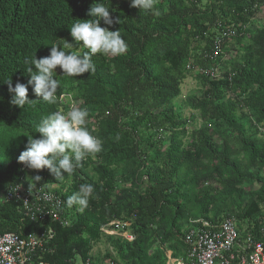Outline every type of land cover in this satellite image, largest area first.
Segmentation results:
<instances>
[{"label":"trees","instance_id":"1","mask_svg":"<svg viewBox=\"0 0 264 264\" xmlns=\"http://www.w3.org/2000/svg\"><path fill=\"white\" fill-rule=\"evenodd\" d=\"M93 2L0 0V232L24 236L43 230L23 215L21 201L4 203L2 193L25 174L30 183L40 175L36 186L51 190L58 178L48 169L21 170L24 134L37 138L42 117L76 105L89 110L87 127L102 149L86 155L74 170L71 190L54 191L65 215L70 214L67 197L81 184L94 189L88 207L70 214L71 224L45 220L44 228L52 227L55 234L51 250L42 254L47 264L86 260L100 226L113 218L129 220L135 236L133 242L111 240L125 264L158 261L149 253L156 239L184 255L181 230L190 220L232 216L246 223L256 240H264L259 232L264 226V138L257 136L264 128V23L256 13L264 0H157L159 15L131 7L130 0H99L121 19L109 30L119 29L127 51L93 55L95 71L80 76L59 69L55 104L37 97L31 86V103L11 104L5 81L26 83L28 66L35 70L26 60L47 56L53 43H72L69 28L77 19H92ZM100 25L105 26L102 20ZM230 44L238 49L235 56ZM213 70L219 77L209 75ZM189 73L200 88L185 103L201 125L187 132L192 117L182 118L173 101ZM86 165L100 173V182L85 179ZM245 192L250 196L241 203Z\"/></svg>","mask_w":264,"mask_h":264},{"label":"clouds","instance_id":"2","mask_svg":"<svg viewBox=\"0 0 264 264\" xmlns=\"http://www.w3.org/2000/svg\"><path fill=\"white\" fill-rule=\"evenodd\" d=\"M156 3L157 0H130L131 7L159 15V11L155 9ZM88 15L92 19H77L69 28L73 40L77 45L82 44L83 48L72 51L73 44L65 40L63 46L53 43L47 56L37 59L33 55L31 60H26L28 65H34L35 68L33 70L28 66L30 78L26 83L17 81L13 86L10 78L5 81L12 94L11 104L24 107L31 103L29 86L37 97L48 104H55L58 89L61 88V82L57 79V67L66 76H80L95 71L93 55L99 53L115 57L127 51V43L119 29L109 30L110 26L120 24L121 19L113 17L108 6L97 0L88 9ZM101 20L105 25L103 27L100 25ZM88 116L89 110L86 107L73 105L67 113L56 111L42 117L35 129L39 133L37 138L24 134L28 139L18 161L29 169H48L56 178H62V173L71 175L86 155L96 154L102 149V141L87 127ZM41 179L38 174L32 176L30 187L36 188ZM93 191L91 184H81L76 192L67 197L66 205L69 208L78 205V210L83 212L88 207ZM46 199L51 200L52 197L47 196Z\"/></svg>","mask_w":264,"mask_h":264},{"label":"built area","instance_id":"3","mask_svg":"<svg viewBox=\"0 0 264 264\" xmlns=\"http://www.w3.org/2000/svg\"><path fill=\"white\" fill-rule=\"evenodd\" d=\"M209 75L219 77L217 70L210 71ZM258 129L264 134V128ZM21 170L23 173L31 171L22 163ZM29 183L26 174L23 175L19 184L3 191L2 198L4 203L21 201L23 215L30 221L38 222L43 230L24 236L14 232H0V264H47L42 254L51 250L50 243L55 234L52 227L44 228L45 220L57 221L64 226L71 224L70 214L64 215L62 200L52 188H31ZM47 196L52 199H46ZM245 224H239L232 216L219 217L215 221L190 220L181 235L185 246L184 255L175 259L174 263L264 264V240H256L250 231H246ZM129 226V220L111 219L102 224L99 230L103 234L116 235L132 242L135 236L130 233ZM259 232L264 233V226ZM81 264L91 263L87 258Z\"/></svg>","mask_w":264,"mask_h":264},{"label":"rangeland","instance_id":"4","mask_svg":"<svg viewBox=\"0 0 264 264\" xmlns=\"http://www.w3.org/2000/svg\"><path fill=\"white\" fill-rule=\"evenodd\" d=\"M257 13V17L259 19V22H261L262 24L264 23L263 19H264V4L258 8V10L256 11ZM82 43V42H81ZM73 47H75L77 50H80L81 48H83V45H77L76 42L73 40L72 42ZM231 49L233 50L231 53V56H235L234 54L237 53L238 49H236L235 45H231ZM227 54V53H226ZM225 54V56H226ZM228 56V55H227ZM59 71V67H57V72ZM199 82L197 81V79H195L193 77V74L189 73L188 76L184 79L183 83L180 86V96H178L176 99H174L173 101V105L174 108L175 107H181V114H182V118H190L189 120V124L186 126V131L190 132L192 129L194 128H198L201 125V119L198 118V113L194 112L192 110H190L185 103V98L188 95L194 94V95H199ZM72 107V105H69V110ZM61 112L67 113L65 110H61ZM252 130H250L249 132H252ZM188 134V133H187ZM166 137L169 136V133H165ZM258 138H264V134L258 135ZM184 141L187 140V136L183 139ZM84 177L86 180L89 181H101V176L100 173L93 170V168H91L90 166H87L84 168ZM49 174H52L49 172ZM63 174V173H62ZM261 174L264 176V169L261 171ZM55 176V175H53ZM73 185V176L70 175L68 178H59L58 177V181H55L52 185L51 188L53 191H65V190H71ZM233 199L236 198V193L234 192L232 194ZM250 196L249 192H245L244 194L241 195V197L243 198L241 203H244L245 201H243L244 199H247ZM226 202H232L231 200H226ZM79 206H76V209L72 210L70 208V214L73 216H75L74 214L76 213V211L78 210ZM79 211V210H78ZM108 218V217H106ZM115 219V218H113ZM111 220V219H108ZM103 233H101L100 237L98 238V240L92 241L90 244V249H89V255H88V259L90 261L91 264H111L116 262L117 264H123L122 261L118 260L117 261V254L111 251H108V254L110 252V255H104V252L107 248V245L105 243L106 240H108ZM158 244V240H156L154 242V244L152 245V247L149 249V253L152 252L153 247H155ZM131 258V257H130ZM75 262L77 264H80V259L78 257L75 258Z\"/></svg>","mask_w":264,"mask_h":264},{"label":"crops","instance_id":"5","mask_svg":"<svg viewBox=\"0 0 264 264\" xmlns=\"http://www.w3.org/2000/svg\"><path fill=\"white\" fill-rule=\"evenodd\" d=\"M187 226L188 225H185L183 230H185L187 228ZM104 235L108 236V237H106L108 240H106L107 243H105L107 245V248L104 252V255H106V256L110 255V252L108 254V251H111V252H114L117 254L118 251L114 248L113 243L111 241V240L115 239V237H117V236L116 235H108V234H104ZM170 246H171V248L168 247L167 245L160 244L158 241V244L155 247H153L152 252H150V256L156 255V257L157 258L160 257V259L158 258L157 259L158 261H156L152 264H175L174 263L175 259L183 257V253H182L183 251H181V249L177 250V247H172L173 245H171V244H170ZM156 252H159V253L155 254ZM175 254H177L178 256H176ZM118 260H120V259H119L118 254H117V261ZM112 262H111V264H113ZM122 263L125 264V262H122Z\"/></svg>","mask_w":264,"mask_h":264}]
</instances>
